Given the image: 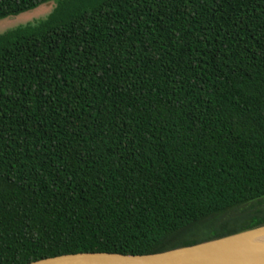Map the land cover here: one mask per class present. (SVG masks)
<instances>
[{"label":"trees","instance_id":"16d2710c","mask_svg":"<svg viewBox=\"0 0 264 264\" xmlns=\"http://www.w3.org/2000/svg\"><path fill=\"white\" fill-rule=\"evenodd\" d=\"M0 264L150 255L264 226V0H0Z\"/></svg>","mask_w":264,"mask_h":264},{"label":"water","instance_id":"95a60500","mask_svg":"<svg viewBox=\"0 0 264 264\" xmlns=\"http://www.w3.org/2000/svg\"><path fill=\"white\" fill-rule=\"evenodd\" d=\"M264 233V226L223 239L150 255L87 253L64 255L31 264H264V245L248 238Z\"/></svg>","mask_w":264,"mask_h":264},{"label":"rangeland","instance_id":"374dc122","mask_svg":"<svg viewBox=\"0 0 264 264\" xmlns=\"http://www.w3.org/2000/svg\"><path fill=\"white\" fill-rule=\"evenodd\" d=\"M56 7V2L44 4L39 8L23 13L17 17H10L0 21V35L9 31L15 30L19 27L27 26L29 24H36L46 19Z\"/></svg>","mask_w":264,"mask_h":264},{"label":"bare ground","instance_id":"6f19581e","mask_svg":"<svg viewBox=\"0 0 264 264\" xmlns=\"http://www.w3.org/2000/svg\"><path fill=\"white\" fill-rule=\"evenodd\" d=\"M248 243L264 245V233L248 238Z\"/></svg>","mask_w":264,"mask_h":264}]
</instances>
